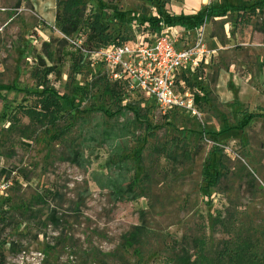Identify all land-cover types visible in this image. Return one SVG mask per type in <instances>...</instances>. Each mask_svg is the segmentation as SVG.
I'll return each mask as SVG.
<instances>
[{"label": "rangeland", "instance_id": "rangeland-1", "mask_svg": "<svg viewBox=\"0 0 264 264\" xmlns=\"http://www.w3.org/2000/svg\"><path fill=\"white\" fill-rule=\"evenodd\" d=\"M257 1L86 0V14L101 13L113 41L161 17L178 44L199 42L211 52L187 82L197 112L162 114L142 93L102 77L91 54L99 46L85 40L75 47L85 33L62 32L57 0H0L4 264H177L183 249L195 258L197 237L212 258L242 236L256 243L264 264V115L249 119L264 114V8L244 17L238 8L224 13ZM165 13L198 24H169ZM45 79L73 102L55 127L22 114L39 108ZM109 84L123 94H111ZM63 130L68 140L51 139ZM112 158L128 179L138 178V199L115 200L95 182ZM136 225L144 234L127 246Z\"/></svg>", "mask_w": 264, "mask_h": 264}, {"label": "trees", "instance_id": "trees-1", "mask_svg": "<svg viewBox=\"0 0 264 264\" xmlns=\"http://www.w3.org/2000/svg\"><path fill=\"white\" fill-rule=\"evenodd\" d=\"M62 8L61 13H57L56 21L59 24L62 32L66 35L74 33H86L87 41L93 42L96 46L108 44L113 40V35L109 33L108 26L102 21V15L99 12H92L86 14V0H57ZM238 8L242 12V17L248 14H255L257 8H264V0L255 2L249 6H230L225 9L227 13L231 9ZM250 9L249 11L247 10ZM166 14V13H165ZM225 15V14H224ZM199 19V18H198ZM165 20L169 24H180L185 26L186 29H191L194 24H198L197 20L186 17L184 15L166 14ZM153 26H158L163 18L153 17L149 19ZM54 67H50L48 71H52ZM101 79V78H100ZM115 86L119 84L114 83ZM43 90L40 92L39 108H25L23 107L22 114L27 117L32 124H41L46 127H55L57 123L65 117V103L68 106H73V102L68 96H60L55 89L47 86V80L42 82ZM122 88V86H119ZM106 89L111 90V94L121 96L122 90L118 91L111 89V84L106 86ZM198 100V95H195ZM263 113L250 114L249 119L255 116H263ZM17 125L12 122L11 125ZM247 125V124H246ZM245 125V126H246ZM242 126V129L245 127ZM229 128H225L221 133H226ZM50 132L49 128L47 132ZM110 129L101 130L100 134L106 141H113V133ZM53 140H68V133L66 130L61 131L59 134H52ZM114 144V143H113ZM114 149V145L112 146ZM116 150V148H115ZM142 150H138L136 156L140 159ZM112 166L108 174L100 173L95 174V182L102 189H109L113 194L115 200L118 201H132L139 198L136 192L139 180L128 179L122 170V163L115 161L112 158ZM73 162L79 163V156L77 153L73 154ZM220 175H217L213 180L216 183L220 180ZM145 228L136 225L126 236L125 245L133 246L138 242L139 238L143 236ZM194 246L197 248L195 258L189 253L187 249H183L182 253L176 256L177 264H263V260L256 243L247 236L233 238L225 243L223 249L217 252L215 257H209L206 253V240L204 237H197L194 239ZM0 264H4L3 256L0 254Z\"/></svg>", "mask_w": 264, "mask_h": 264}, {"label": "built area", "instance_id": "built-area-1", "mask_svg": "<svg viewBox=\"0 0 264 264\" xmlns=\"http://www.w3.org/2000/svg\"><path fill=\"white\" fill-rule=\"evenodd\" d=\"M163 25L133 24V35L92 49V59L102 68V77L142 93L162 114L197 112L187 82L208 63L211 52L199 42L178 44ZM85 40L86 33L73 44L78 49Z\"/></svg>", "mask_w": 264, "mask_h": 264}]
</instances>
